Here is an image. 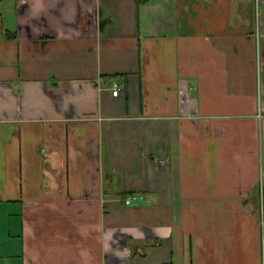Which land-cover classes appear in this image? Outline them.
I'll use <instances>...</instances> for the list:
<instances>
[{
    "label": "crops",
    "instance_id": "obj_1",
    "mask_svg": "<svg viewBox=\"0 0 264 264\" xmlns=\"http://www.w3.org/2000/svg\"><path fill=\"white\" fill-rule=\"evenodd\" d=\"M0 264H264V0H0Z\"/></svg>",
    "mask_w": 264,
    "mask_h": 264
},
{
    "label": "built area",
    "instance_id": "obj_2",
    "mask_svg": "<svg viewBox=\"0 0 264 264\" xmlns=\"http://www.w3.org/2000/svg\"><path fill=\"white\" fill-rule=\"evenodd\" d=\"M118 88L115 86L113 90V95L116 96L118 94ZM143 199V196L140 194H130L124 200L125 205L134 206L139 203Z\"/></svg>",
    "mask_w": 264,
    "mask_h": 264
}]
</instances>
